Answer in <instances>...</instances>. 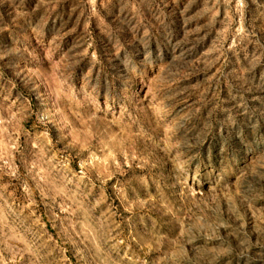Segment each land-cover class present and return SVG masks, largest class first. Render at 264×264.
<instances>
[{"label":"rangeland","instance_id":"374dc122","mask_svg":"<svg viewBox=\"0 0 264 264\" xmlns=\"http://www.w3.org/2000/svg\"><path fill=\"white\" fill-rule=\"evenodd\" d=\"M0 264H264V0H0Z\"/></svg>","mask_w":264,"mask_h":264}]
</instances>
